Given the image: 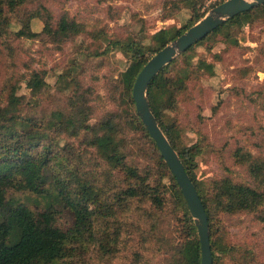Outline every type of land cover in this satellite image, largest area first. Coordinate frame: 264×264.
<instances>
[{"label": "rangeland", "instance_id": "374dc122", "mask_svg": "<svg viewBox=\"0 0 264 264\" xmlns=\"http://www.w3.org/2000/svg\"><path fill=\"white\" fill-rule=\"evenodd\" d=\"M32 1L39 11L29 21L33 31H42L47 15L55 22L62 14L82 23L84 30L60 42L44 33L29 39L14 32L31 5H26L22 15L12 17L10 26H4L7 41L0 37V105L7 104L15 88L23 97L20 114L47 119L53 111L68 109V98L78 87L91 106L90 123L109 113L117 115L125 160L142 178L147 176L145 183L159 185L156 189L163 201L158 208L147 198H134L116 220L97 219L95 235L102 238L117 232L118 250L103 254L97 240L68 264H180L177 247L184 238V224L171 193L169 174L145 131L131 121L133 108L120 82L130 55L108 44L134 39L153 45L150 36L155 30L185 25L192 9L185 0ZM194 1L199 12H207L215 2ZM227 31L237 44L229 42L225 33L212 34L177 58L169 69L171 77L182 76L185 83L166 118L180 145L196 144L199 149L196 175L208 196L216 192L214 181L223 178L264 191L261 178L251 171L252 163L264 162V14ZM201 61L211 64L212 71L202 67ZM33 72L40 73L47 83L37 94L25 85ZM67 139L75 151L85 149L81 137ZM83 152L90 160H98L92 148ZM115 174L118 179L124 177L123 171ZM9 195L35 210L44 204L43 199L28 193L11 191ZM60 209L57 223L68 227L72 214ZM263 215L264 200L252 209L217 210L213 231L220 250L214 264H264Z\"/></svg>", "mask_w": 264, "mask_h": 264}, {"label": "trees", "instance_id": "16d2710c", "mask_svg": "<svg viewBox=\"0 0 264 264\" xmlns=\"http://www.w3.org/2000/svg\"><path fill=\"white\" fill-rule=\"evenodd\" d=\"M32 2L0 0V37L7 41L4 26L16 14L22 15L27 8L30 10L26 16L24 13V28L18 31V35L34 36L29 21L38 16L39 11L31 5ZM26 5L31 7L25 8ZM262 14L264 5L230 18L223 27L242 25L248 19L252 21ZM200 17L201 14L197 13L190 23ZM79 28L77 23L62 16L58 31H52L49 26L45 30L53 35L64 36ZM155 40L157 46L161 47L168 41L167 33L159 32ZM139 49L137 54L141 53ZM141 63H133L125 72L124 81L128 88ZM203 66L212 71L211 64L205 63ZM168 75V71H162L150 83V106L196 184L210 220L221 208L231 213L256 207L264 200V191L234 183L229 178L214 181L216 192L213 196L203 191L195 173V157L199 150L194 151L192 147L190 152L184 146L178 147L177 137L165 114L173 103V91L181 88L185 80L182 76L176 78ZM43 84L42 79L32 78L27 82L32 92L40 90ZM19 100L12 96L7 105H0V264H68L82 250H87L88 243L94 244L97 240L103 254L115 253L118 250L117 232H108L106 237L98 238L95 235L97 219L116 220L117 215L124 212L128 202L134 198H147L158 208L163 204L156 189L159 185L153 187L145 183L147 176L142 178L138 170L125 160L123 145L117 138L119 123L116 122V115H107L90 126L87 124L90 108L78 96L77 102L72 100L69 114L56 112L47 119L31 118L19 114ZM137 124L144 129L140 122ZM79 137L85 149L80 151L78 148L75 151L73 143L65 139ZM88 148L94 150L97 161L85 156L83 151ZM159 159L169 174L166 164L161 157ZM117 171L124 172L123 179H118L115 174ZM251 171L264 184V162L252 163ZM171 178L184 222L180 264H200L193 220L174 178ZM11 191L40 197L44 200L42 209H32L22 199L9 195ZM60 207L68 210L73 218L72 223L65 228L57 223ZM260 218L264 221V215ZM212 244L215 252L217 247L213 236Z\"/></svg>", "mask_w": 264, "mask_h": 264}, {"label": "water", "instance_id": "95a60500", "mask_svg": "<svg viewBox=\"0 0 264 264\" xmlns=\"http://www.w3.org/2000/svg\"><path fill=\"white\" fill-rule=\"evenodd\" d=\"M185 1L188 7L192 9V14L188 22L181 27L163 26L160 27L158 30H155L150 36V39L153 40L154 42L153 45H150L148 43H143L140 40L133 39L128 41H121V40L109 41L108 46L116 47L119 50H122L126 55H130L129 65L122 73H120V82L124 88L125 94L127 95L128 104L131 105V107L133 108L131 121L133 124L136 123V125H138L137 124L138 122L142 124V126L144 127V129L143 128L142 129L145 131L149 139L154 144V147L157 150L159 157H161V160L166 164L167 169L169 170L168 178H169L171 193L173 194L176 202L177 199L175 198L173 192V185H172L173 182L171 176L174 178L177 188L181 192V195L187 205L188 212L193 220L196 229V235L200 250V264H214L220 248L218 243L215 241V236L213 231V220H210L209 213L200 196L196 184L190 177L188 170L186 169V166L184 165L176 147L172 145L170 139L162 129L157 117L152 111L148 98V89L150 83L158 74H160L162 71L169 72V69H171L170 67L175 64L177 58L184 57L189 51H191L193 46L199 44L208 36L212 34H216L218 32H222L225 33L226 35L225 37L228 38L227 40L229 42L237 44L238 43L237 39L233 40L231 37H229L227 30L231 27H242L248 24L250 22V19L245 21L242 25L230 24V25H225L224 27L223 25L230 18L236 17L241 13L248 12L254 7L264 5V0H215L213 6L207 12H199L197 10L196 8L197 1L194 0H185ZM212 1L214 0H210V2ZM173 2L174 5L178 4V1L176 2L173 1ZM197 13L201 14V17L190 23L194 19ZM62 16L67 17L68 20L70 21H74L79 25L80 28L76 31L68 32V34L64 36L63 35L58 36L57 34L53 35L48 33L45 30V27L47 26L51 27L52 31H58ZM8 24H9L8 26H10V23ZM23 28H24V24H22L21 27L14 32L15 35H17L18 37H24L30 39L37 37L40 33H44L47 37L51 38L53 42H60L66 40L72 36L78 35L81 31L84 30L83 24L76 21L73 18H70L68 14L60 15L55 22L52 21L51 15H47V18L44 20V26L42 29L43 32L33 31L30 27V31L34 33V36L27 37L23 35H18V31ZM162 31H165L167 33L168 41L164 45L159 47L157 46L155 36L156 34ZM177 31H181V32L177 33ZM138 48H140L139 50L141 52L139 54H137ZM137 61H142V63L132 81L131 87L128 88L124 81V74L125 72H127L128 68L131 67V65H133V63ZM201 62L203 63V64L200 63L201 66L204 67L203 65L205 64V61H201ZM168 76L171 77L170 75ZM32 78L43 80L44 84L40 90L32 92L31 91L32 89L27 86V82ZM46 84L47 83L45 81V78L38 72H33L28 79L27 78L25 79V85L32 94L40 93ZM78 89H79L78 87L73 89L72 92L73 94L68 98V109L66 108V110L53 111L51 114H54L56 112H61L64 115L69 114V112L72 109V104H71L72 100L75 99L77 102V97L79 96L83 104L84 105L86 104L90 108V114L87 120V124L93 126L97 124L99 121L96 123H90V119L92 115L91 106L87 104L88 100L85 99V95H84L85 93L79 92ZM179 89L181 88H178L173 91V101L175 100L176 93L179 91ZM11 92L12 93L9 95L7 104L8 102H10V98L13 96V98L16 97L20 99L18 101V107H19L21 100L23 98L22 95H17L15 88L11 89ZM1 106H5V105H1ZM166 112L167 110L165 111V114ZM110 114H114V113H109L108 115ZM29 117L35 118L33 116H29ZM169 124L171 126V129H173L175 133L174 127L172 126L171 123ZM117 138L122 143L121 138L119 136ZM177 145L178 147L184 146L188 148L190 152L192 147L195 148L194 151L199 150L197 149L196 144L185 146V145H180L177 141ZM198 155L199 153L197 154V156ZM196 157H195V163L197 168ZM196 168H195V173H196ZM196 178L198 181L201 182L202 189L206 193V189L203 181L199 180L197 175ZM181 217H182V211H181ZM212 236L214 237V242L216 243V247H217V250L215 252L213 251ZM182 242L183 239L179 242L177 247V254L179 257H181L180 246ZM214 253L216 257H214Z\"/></svg>", "mask_w": 264, "mask_h": 264}]
</instances>
